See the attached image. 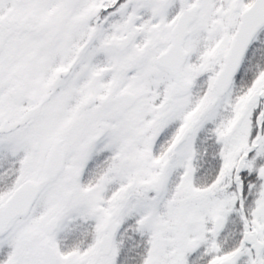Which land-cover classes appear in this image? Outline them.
<instances>
[{
  "label": "snow or ice",
  "instance_id": "6c2138e0",
  "mask_svg": "<svg viewBox=\"0 0 264 264\" xmlns=\"http://www.w3.org/2000/svg\"><path fill=\"white\" fill-rule=\"evenodd\" d=\"M0 264H264V0H0Z\"/></svg>",
  "mask_w": 264,
  "mask_h": 264
}]
</instances>
